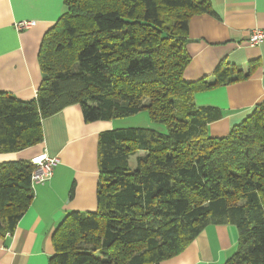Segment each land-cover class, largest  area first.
Masks as SVG:
<instances>
[{"label":"trees","instance_id":"16d2710c","mask_svg":"<svg viewBox=\"0 0 264 264\" xmlns=\"http://www.w3.org/2000/svg\"><path fill=\"white\" fill-rule=\"evenodd\" d=\"M43 38L37 97L0 91V153L44 141L43 121L80 105L86 122L148 112L152 128L99 135L98 208L71 212L54 235L50 264H161L210 225H234L224 264H264V101L227 137L223 118L194 96L248 74L219 66L216 81L184 80L190 20L215 14L210 0H64ZM137 167L131 157L137 156ZM31 162L0 164V234L13 233L34 199Z\"/></svg>","mask_w":264,"mask_h":264},{"label":"crops","instance_id":"0c3cea01","mask_svg":"<svg viewBox=\"0 0 264 264\" xmlns=\"http://www.w3.org/2000/svg\"><path fill=\"white\" fill-rule=\"evenodd\" d=\"M215 14L194 16L189 23L184 80L214 83L219 66L248 74L245 80L197 93V107H213L223 118L209 124L214 138L227 137L264 101V40L251 46L252 31H264V0H210ZM66 12L64 0H0V91L22 101L37 97L43 80L40 47L46 33ZM34 25L19 31L17 24ZM140 114L150 122L146 112ZM139 115V114H138ZM136 115V116H138ZM112 121L86 122L80 105L69 106L43 121L44 141L18 153H0V164L47 154L57 158L52 178L33 186L34 199L13 233L0 234V264H50L54 235L71 212L98 208V141ZM234 225H210L178 256L161 264H224L237 251Z\"/></svg>","mask_w":264,"mask_h":264},{"label":"built area","instance_id":"2783aa9c","mask_svg":"<svg viewBox=\"0 0 264 264\" xmlns=\"http://www.w3.org/2000/svg\"><path fill=\"white\" fill-rule=\"evenodd\" d=\"M34 25L32 21H22L17 24L19 31L30 29ZM264 40V31L256 29L252 31L249 37V43L251 46H258ZM31 163L35 167V171L32 174V184H42L49 181L54 172V168L58 163L57 158H51L47 154L37 156L32 159Z\"/></svg>","mask_w":264,"mask_h":264},{"label":"rangeland","instance_id":"374dc122","mask_svg":"<svg viewBox=\"0 0 264 264\" xmlns=\"http://www.w3.org/2000/svg\"><path fill=\"white\" fill-rule=\"evenodd\" d=\"M148 115V112H146ZM142 115L144 114H139L138 116H131L128 118H122L119 120H116V123H120L121 128H152L157 130L160 133H166L167 129L163 125L160 124H153L154 127L149 126V122L146 118H144ZM149 117V115H148ZM151 122V121H150ZM137 156H132L131 157V167L136 168L137 167Z\"/></svg>","mask_w":264,"mask_h":264}]
</instances>
